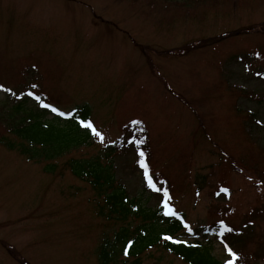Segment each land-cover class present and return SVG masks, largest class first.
Instances as JSON below:
<instances>
[{
  "label": "rangeland",
  "instance_id": "rangeland-1",
  "mask_svg": "<svg viewBox=\"0 0 264 264\" xmlns=\"http://www.w3.org/2000/svg\"><path fill=\"white\" fill-rule=\"evenodd\" d=\"M180 1L184 0H0V86L35 91L60 108H81L90 120L101 123L104 141L92 137L90 146L71 155L98 153L122 135L119 126L131 116L149 120L155 137L148 152L164 172L174 170L177 163L185 181H178L180 194L173 207L196 224L210 221L217 214L211 207L226 201L223 192L213 195L232 188L230 179L220 174L218 152L196 151L193 158L191 150L196 127L201 139L222 143L208 130V106L217 101V90L223 97L239 87L261 94L259 100L242 97L236 103L242 113H255L261 124L253 125L254 134L264 140V79L257 77L264 63L245 52L263 43L264 35L258 25L234 40L227 38L181 57L168 55L167 49L264 22V0L221 2V12L210 8L205 15V6L186 9L183 3L176 4ZM256 49L261 52V45ZM32 84L37 88L31 89ZM27 98L24 111H35L34 100ZM17 100L0 89L4 113ZM209 108L218 110L215 104ZM43 116L51 117L47 112ZM242 120L238 114L237 123ZM129 138L137 139L127 133L116 154L115 175L130 195H136L145 190L143 169L136 163L139 145L129 143ZM192 169L205 176L198 198L193 190H182L196 178ZM47 182L56 185L45 184L38 165L0 149V264H19L12 257L15 251L29 264H90L96 235L106 230L88 203L91 191L68 171L54 180L49 176ZM74 187H81L74 200L58 193V188L68 192ZM157 202L158 196L152 195L147 206ZM254 233L257 227L250 235ZM209 238L215 254L224 258L223 235ZM246 245L252 248L251 241ZM142 264L182 263L162 253Z\"/></svg>",
  "mask_w": 264,
  "mask_h": 264
},
{
  "label": "trees",
  "instance_id": "trees-1",
  "mask_svg": "<svg viewBox=\"0 0 264 264\" xmlns=\"http://www.w3.org/2000/svg\"><path fill=\"white\" fill-rule=\"evenodd\" d=\"M225 1L231 2L188 0V3L195 8L205 6L203 8L205 15L210 8H217L218 12H221L218 6ZM233 1L236 5L252 2ZM188 3L183 2L184 7H187ZM223 12L230 13L231 9H224ZM258 25L261 26L264 35V22L250 24L232 30L234 33L227 31L215 35L212 40L206 41L203 38L196 43L171 48L167 52L170 56H183L227 38L234 40L233 36L256 29ZM262 42L253 48L254 51L245 50L253 55L258 64L264 63V41ZM260 45L261 52H258L256 47ZM142 49L145 50L143 47ZM236 56L237 53L234 54V57ZM222 92L217 90L215 93L218 94L217 101L208 106L211 115L208 130L220 137L222 143H215L207 138L201 139V132L196 127L191 140V150L193 158L196 151L220 154V174L228 177L234 184L233 193L227 201L218 204L216 216L208 222H197L194 226L195 232L190 235L184 227L190 222L185 212L168 216L164 214L165 210L161 203L153 207L147 206L151 195L142 194L148 193L146 190L148 184L141 194L130 195L115 176L114 156L121 150V145L130 131L138 140L143 141L139 151L145 153L149 171L155 172L153 182L157 187L161 184L160 181H163V184L173 182L170 190L179 185L178 181L183 183L185 181L177 163L174 164V170L168 173L155 165L153 157L148 152L155 137L154 127L147 125L143 117H140L142 119L129 117L122 123V135L117 140L105 143L94 155L84 156L82 153L71 155L72 152L92 144V131L79 123V120H89L88 114H83L81 108L73 111L66 120L56 117L44 119L40 117L42 115L36 116L33 112L30 114L34 117L32 119L25 116L17 118L15 114L5 116L0 113V145L28 161L41 163L44 170L53 177L62 176L63 171H69L91 191L92 198L88 203L94 209L95 216L103 220L102 227L106 230L96 235L91 247L90 264H142L147 258L155 256L160 258L162 253L176 258L182 264H225L228 260H233V264H264V140L254 134L255 113L245 110L242 113V109L236 103L242 97L254 100L259 97V93L243 87L236 88L235 91L231 89L230 94L225 92V97ZM213 104L218 110H210L209 107ZM238 114L243 117L240 124L237 123ZM62 158L65 159L60 161ZM139 159L140 157L138 161ZM182 159L188 163L187 156ZM210 167L214 170L213 164ZM198 175L205 180L203 174ZM80 190L81 187L75 189ZM248 192H251L250 199H247ZM234 193L238 194L236 198L233 197ZM220 221L224 222V227H221ZM260 223H263L261 227ZM256 227L258 233L250 235ZM215 228L229 234L224 258L215 254L213 242L203 239ZM228 228L232 231H226ZM166 236L172 239H165ZM249 241L252 242V248L246 245ZM229 248L235 253V259L229 254ZM155 251L161 253L154 254Z\"/></svg>",
  "mask_w": 264,
  "mask_h": 264
},
{
  "label": "snow or ice",
  "instance_id": "snow-or-ice-1",
  "mask_svg": "<svg viewBox=\"0 0 264 264\" xmlns=\"http://www.w3.org/2000/svg\"><path fill=\"white\" fill-rule=\"evenodd\" d=\"M31 89H35L37 88V85L32 84ZM0 88H2V86H0ZM5 91H10V89H4ZM21 95H27L30 97H34V99L36 100H41V97L38 95H34V92L29 90L26 93H22ZM17 99H19L20 97H16ZM42 107L44 108H48L50 109L53 113L58 114L59 116H71L72 113H65L63 111H60L56 106H53L51 104H47V103H42L41 104ZM79 123L81 124L82 127L86 128V129H90L93 133V135H95L96 137L100 138V141L103 142L104 141V137L101 135V133L99 131H97V129L93 126V123L90 120H79ZM133 123H139V121H133ZM129 143H133V144H142L143 141L142 140H136L133 139L131 141H129ZM139 165L142 169H144V176L147 180V184L148 187L151 188L152 190L158 192V193H162L163 199L161 200V206L162 208L165 210L164 214L168 215V216H176V212L173 210V208L170 206V200H171V195L169 192V189L164 187V188H157L156 183L153 182V179L149 176V166L148 164L145 162V153L143 151H139ZM159 183L163 184V181H160ZM221 192L227 193L229 190L227 188H221L220 189ZM221 227H224V222L220 221ZM185 228H188V225L185 224L184 225ZM226 231L231 232L232 229L228 228L226 229ZM189 232H191V229H189ZM165 239H172L171 237H164ZM174 242H179V241H174ZM129 244H131V241H129ZM225 247L227 248V245H225ZM229 254L232 255L233 259H235V253L232 252V250L229 248L228 249ZM127 248L125 249V255H127ZM225 264H233V260H228L225 262Z\"/></svg>",
  "mask_w": 264,
  "mask_h": 264
}]
</instances>
